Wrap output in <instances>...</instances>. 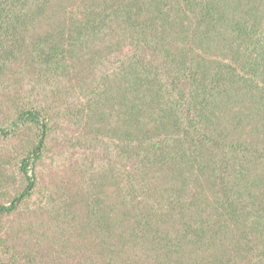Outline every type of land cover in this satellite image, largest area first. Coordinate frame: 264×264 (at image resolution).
Returning <instances> with one entry per match:
<instances>
[{
	"label": "trees",
	"instance_id": "1",
	"mask_svg": "<svg viewBox=\"0 0 264 264\" xmlns=\"http://www.w3.org/2000/svg\"><path fill=\"white\" fill-rule=\"evenodd\" d=\"M22 137L0 264H264V0H0Z\"/></svg>",
	"mask_w": 264,
	"mask_h": 264
},
{
	"label": "rangeland",
	"instance_id": "2",
	"mask_svg": "<svg viewBox=\"0 0 264 264\" xmlns=\"http://www.w3.org/2000/svg\"><path fill=\"white\" fill-rule=\"evenodd\" d=\"M30 130L26 129V132L29 133ZM27 137H22L18 140L14 139L12 141H0V149L1 153L4 154L5 160L9 163L13 168L15 167L14 160L20 156L24 149L28 146L25 143ZM61 135L58 134L56 140L54 141V145L59 146L61 143ZM63 143V141H62ZM10 152V153H9ZM32 175V174H31Z\"/></svg>",
	"mask_w": 264,
	"mask_h": 264
},
{
	"label": "water",
	"instance_id": "3",
	"mask_svg": "<svg viewBox=\"0 0 264 264\" xmlns=\"http://www.w3.org/2000/svg\"><path fill=\"white\" fill-rule=\"evenodd\" d=\"M42 125L44 126V122H42Z\"/></svg>",
	"mask_w": 264,
	"mask_h": 264
}]
</instances>
